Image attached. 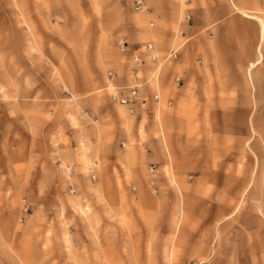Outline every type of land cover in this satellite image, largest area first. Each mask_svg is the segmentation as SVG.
<instances>
[{"label":"rangeland","instance_id":"obj_1","mask_svg":"<svg viewBox=\"0 0 264 264\" xmlns=\"http://www.w3.org/2000/svg\"><path fill=\"white\" fill-rule=\"evenodd\" d=\"M134 1L0 0V264H264V89L263 104L165 99L163 67L120 52ZM129 72L157 104L142 118L109 96ZM196 180L201 196L182 185ZM187 194L238 209L235 249L219 235L192 256Z\"/></svg>","mask_w":264,"mask_h":264},{"label":"crops","instance_id":"obj_2","mask_svg":"<svg viewBox=\"0 0 264 264\" xmlns=\"http://www.w3.org/2000/svg\"><path fill=\"white\" fill-rule=\"evenodd\" d=\"M145 4L139 10L140 25L131 32L126 49L120 52L128 53L131 59L139 57L136 67L141 68L137 70L140 74L148 63L156 64L154 69L158 73L163 67L160 87L165 99L174 98L176 104L182 99L193 98L206 100L199 103L203 105H233L235 99H239L238 91L247 90L249 102L253 100L254 104H263L256 102V90L264 89V0H148ZM140 74L130 75L129 72L123 81L119 78L108 83L112 87L111 100L114 95H127V89L133 85L138 87L134 113L116 101L121 115L137 114L142 118L157 105L143 97L141 90L145 77ZM177 89L179 94L175 92ZM152 96L153 99L159 97L157 94ZM211 120L220 121L218 115ZM222 121L225 135L233 136L229 133L232 126L225 125L226 121L232 120ZM138 148L145 155L146 146ZM182 185L186 193L194 190V194L201 196L199 181ZM185 198L186 202H192V207L184 217L182 234L185 246L192 245V249H196L192 256L194 253L199 257L212 255V251L218 250L215 243L221 245L219 235H224L223 239L228 235L229 249H235L240 224L233 218L238 209L229 207L233 210L227 215L217 202L218 197L208 201L205 196L189 199L187 194ZM207 230L210 231L208 239H205L201 235ZM202 242L208 243L204 246ZM262 245L264 250V242ZM188 257V253L183 256ZM214 260L222 264L220 259L215 257Z\"/></svg>","mask_w":264,"mask_h":264},{"label":"built area","instance_id":"obj_3","mask_svg":"<svg viewBox=\"0 0 264 264\" xmlns=\"http://www.w3.org/2000/svg\"><path fill=\"white\" fill-rule=\"evenodd\" d=\"M145 2L146 0H135L134 1L135 10L139 11L140 9H142L145 5ZM119 46H120L121 51H124L126 49L125 42L123 40L119 42ZM148 48H151V46L149 45ZM133 59L135 62L139 61L138 56H134ZM137 97H138V87L137 85H133L127 89V95H124V96L114 95L113 100L117 101L121 105L127 106L129 109V112L134 113L135 105L137 102ZM154 98L156 99L157 97L155 96Z\"/></svg>","mask_w":264,"mask_h":264},{"label":"bare ground","instance_id":"obj_4","mask_svg":"<svg viewBox=\"0 0 264 264\" xmlns=\"http://www.w3.org/2000/svg\"><path fill=\"white\" fill-rule=\"evenodd\" d=\"M262 25H263V22L261 21Z\"/></svg>","mask_w":264,"mask_h":264}]
</instances>
